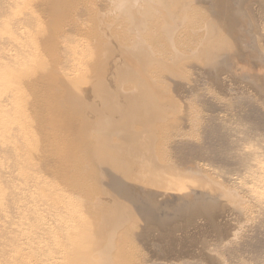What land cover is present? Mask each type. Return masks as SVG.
<instances>
[{
  "label": "rangeland",
  "instance_id": "obj_1",
  "mask_svg": "<svg viewBox=\"0 0 264 264\" xmlns=\"http://www.w3.org/2000/svg\"><path fill=\"white\" fill-rule=\"evenodd\" d=\"M97 8L96 22L61 14L64 28L46 32L53 46L45 32L31 46L49 44L44 73L65 70L66 89L93 109L82 134L93 164L78 171L97 175L89 182L115 218L133 216L94 238L88 263L264 264V157L262 167L234 157L264 152V0H142L132 18ZM164 36L161 51L139 42Z\"/></svg>",
  "mask_w": 264,
  "mask_h": 264
},
{
  "label": "bare ground",
  "instance_id": "obj_2",
  "mask_svg": "<svg viewBox=\"0 0 264 264\" xmlns=\"http://www.w3.org/2000/svg\"><path fill=\"white\" fill-rule=\"evenodd\" d=\"M140 1L142 0H0V264H87L95 252L94 238L96 237L99 242L102 241V236L109 228L113 226L117 231L120 225L133 217L124 214L123 217L115 218L114 210L106 204L103 191L95 192L89 182L96 180L97 175L89 170L78 171L79 168L86 169L93 164L88 162L86 156L92 160L91 149L82 137L89 128L88 117L90 112L93 113V109L84 105L83 99L75 100L77 94H74V90L66 89L69 80L62 78L64 69V72H60L62 69L60 67L59 71L53 70L54 73H50L51 71L50 74L44 73L45 70L47 71L45 65L51 48L49 44L48 46L42 44L40 47L43 43L41 42L40 49H34L35 47L32 49L31 46H35L32 44L33 40L39 38L41 40L40 36L47 32L51 24L54 32L64 28L60 29L64 26L61 14L72 16L75 14L76 18L82 15V20L85 17V22L87 19L96 22L101 16L95 15L91 10L98 7L97 9L100 8L101 11L109 14L120 12L123 17L132 18L130 9ZM79 21L75 19L78 25ZM76 25L74 29L72 25L67 26L65 32L62 30L65 34L62 35L60 32V36L65 37L70 34L75 36ZM28 27L35 29L32 28L31 32ZM93 28L95 29L96 26L94 25ZM78 29L80 31V27ZM49 35L44 34L43 37L50 38ZM51 38L48 39L50 43L53 40ZM68 38L70 39V36ZM163 38H157L158 40L154 38L151 41L141 38L139 42L143 44L151 42L161 51L162 48L169 47L167 38L165 36ZM188 39L194 42V38L188 37ZM48 40L46 39L44 43H49ZM178 40L179 38L176 41ZM57 41L59 42L60 39L58 38ZM64 45L63 49L66 51ZM68 46L72 48L71 44ZM78 46L76 44L75 47ZM142 46L144 45L140 44L138 49L140 50ZM78 53H81L80 50ZM62 55L66 56L65 53ZM71 83L72 81L70 87L73 85ZM34 86L37 88L35 89ZM26 90L28 93L25 95ZM57 92L61 95L57 96ZM54 98L57 99V103L55 109H52ZM97 131L101 133L104 130ZM91 133L98 136L93 130ZM32 134L36 138L35 140L33 137L35 142L29 137L30 135L32 137ZM246 137L245 139H249ZM218 138L226 140L217 135H211L210 139L214 141ZM188 145L190 148V144ZM192 147L191 149L194 150ZM67 148H71V151L68 150L71 153ZM254 150L234 157H237V161L240 159L238 162L241 164L253 159V162L249 161L253 166L257 159L264 157L263 152L258 158L260 156L258 153L261 151ZM212 152L216 156L217 151L213 149ZM262 160L264 162V158ZM235 161H232L233 164ZM258 161L255 162L257 165L261 162ZM260 170L264 173V165ZM256 171H259V168ZM262 172H259L261 175L257 174L264 176ZM253 173L256 174L255 171ZM261 180L262 182H259L263 184L264 178L262 177ZM254 184L251 187H259V189L262 185L254 186ZM255 190L262 192V189ZM262 197L263 199L261 197L260 199L264 200V196ZM87 235L91 236L87 241L88 244L83 242V236ZM115 236L114 233L113 236L110 235V243L102 256L108 257L111 253Z\"/></svg>",
  "mask_w": 264,
  "mask_h": 264
}]
</instances>
